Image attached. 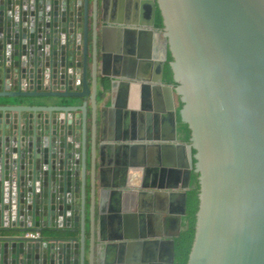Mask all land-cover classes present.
Returning a JSON list of instances; mask_svg holds the SVG:
<instances>
[{
	"label": "water",
	"instance_id": "1",
	"mask_svg": "<svg viewBox=\"0 0 264 264\" xmlns=\"http://www.w3.org/2000/svg\"><path fill=\"white\" fill-rule=\"evenodd\" d=\"M145 1L152 32L164 37L172 56L177 85L166 91L183 103L180 120L191 131L190 144L182 146L188 156L182 215L193 167L198 174L187 264H264V0ZM156 8L161 30L154 28ZM97 38V0H0V264H96L95 112L98 89L108 95L98 79ZM150 64L156 78L136 85L142 110H152L163 84L164 62ZM168 115L174 125L173 108ZM137 126L130 128L138 147L144 138ZM100 141L101 153L112 147L102 135ZM122 141H114L116 148ZM112 171L117 177L119 170ZM165 242L169 258L161 264L173 260V239Z\"/></svg>",
	"mask_w": 264,
	"mask_h": 264
},
{
	"label": "crops",
	"instance_id": "2",
	"mask_svg": "<svg viewBox=\"0 0 264 264\" xmlns=\"http://www.w3.org/2000/svg\"><path fill=\"white\" fill-rule=\"evenodd\" d=\"M97 15L98 79L99 82L102 78L116 80L107 91L108 95L98 89L95 112L98 130L96 264H161L169 258L165 241L183 230L181 193L185 191L188 178L185 168L188 156L182 147L186 143L182 141L178 124L176 121L171 124L168 115V108H173L175 115L178 109V96L166 91L167 86H174L163 82L149 104L152 110H142V102L136 100V85L142 84V78H155L150 63L166 61V40L161 34L152 32V9L145 0H97ZM90 53L89 41V65ZM141 61L145 62L144 66ZM101 72L111 78L100 75ZM147 83L157 86L152 80ZM134 122L138 125V136L144 138L138 147L131 139ZM101 135L111 140L107 144L112 146L103 153L100 145L105 143L100 141ZM91 137V108L87 105V262L91 240ZM119 138L125 142L116 148L114 141ZM113 168L119 170L117 177ZM133 169L141 172L133 173ZM141 236L140 245H136L134 239Z\"/></svg>",
	"mask_w": 264,
	"mask_h": 264
},
{
	"label": "trees",
	"instance_id": "3",
	"mask_svg": "<svg viewBox=\"0 0 264 264\" xmlns=\"http://www.w3.org/2000/svg\"><path fill=\"white\" fill-rule=\"evenodd\" d=\"M154 27L158 29L163 28L161 15L156 8L154 16ZM172 61V56L167 50L166 61L163 66L162 82L176 86L172 80V72L169 63ZM102 84L105 85V91L110 90L111 83L108 78H102ZM183 103L179 101L178 109L176 113V124H178V130L182 134V141L186 144H190L191 131L186 124H183L180 120L179 110L182 108ZM192 155L195 154V150H191ZM195 159L192 158V164L194 165ZM194 169V167H193ZM192 169L189 177V188L186 192L185 201V214L183 215V230L180 231L177 236L173 238V260L169 264H187L188 256L193 244L195 234V221L196 212L198 210L199 199V184L198 174Z\"/></svg>",
	"mask_w": 264,
	"mask_h": 264
},
{
	"label": "built area",
	"instance_id": "4",
	"mask_svg": "<svg viewBox=\"0 0 264 264\" xmlns=\"http://www.w3.org/2000/svg\"><path fill=\"white\" fill-rule=\"evenodd\" d=\"M30 237H32V238L36 237V238H37V237H38V235H35V236H30Z\"/></svg>",
	"mask_w": 264,
	"mask_h": 264
},
{
	"label": "flooded vegetation",
	"instance_id": "5",
	"mask_svg": "<svg viewBox=\"0 0 264 264\" xmlns=\"http://www.w3.org/2000/svg\"><path fill=\"white\" fill-rule=\"evenodd\" d=\"M155 10H156V9H155ZM155 28H156V27H155ZM156 29H158V28H156ZM158 30H161V29H158ZM156 76H157V75H155V78H156ZM174 87H175V86H174Z\"/></svg>",
	"mask_w": 264,
	"mask_h": 264
}]
</instances>
